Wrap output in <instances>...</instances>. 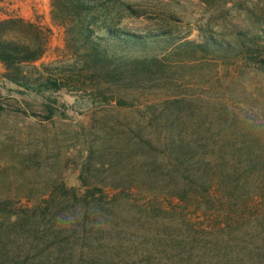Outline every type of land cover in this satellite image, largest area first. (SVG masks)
Returning a JSON list of instances; mask_svg holds the SVG:
<instances>
[{"label": "rangeland", "instance_id": "374dc122", "mask_svg": "<svg viewBox=\"0 0 264 264\" xmlns=\"http://www.w3.org/2000/svg\"><path fill=\"white\" fill-rule=\"evenodd\" d=\"M54 1L0 0V21L23 19L48 35L28 86L7 79L0 62V249L10 250L0 264L32 263L33 230L48 219H30L31 208L45 201L64 204V216L75 218L72 206L83 202L80 194L89 188L109 191L117 184L112 127L218 122L212 113L224 103L257 118L264 112V72L259 69L264 56L258 55L264 52V0H81L75 27L63 2L57 3L65 8L54 15ZM110 28L138 35L170 31L179 42L195 44L171 55L169 65H160L155 61L167 55L166 43L124 49L109 40ZM89 35L86 47L98 43L99 56L83 48ZM211 41L233 50L210 44L193 53L197 44ZM243 49L254 50L245 61L239 54ZM128 168V163L121 167ZM166 184L156 183L147 196L161 206H177ZM156 215L149 218L158 228L163 221L176 225L172 217ZM94 256L102 259L97 264H115L110 250ZM262 257L255 264H264ZM73 260L65 264H79L80 255L73 252Z\"/></svg>", "mask_w": 264, "mask_h": 264}, {"label": "trees", "instance_id": "16d2710c", "mask_svg": "<svg viewBox=\"0 0 264 264\" xmlns=\"http://www.w3.org/2000/svg\"><path fill=\"white\" fill-rule=\"evenodd\" d=\"M58 1L69 8L63 12L73 14L67 20L74 25L83 12L81 0L54 1V15L65 8ZM108 33L109 40L124 49L166 43L167 55L155 61L160 65H169L171 55L195 44L179 42L170 31L138 35L110 28ZM88 41H92L91 35L83 48L100 54L99 44L87 48ZM210 44L233 50L211 41L197 44L193 53ZM47 45L48 35L40 26L23 19L0 21V62L6 68L5 77L16 84H31L30 71L36 69ZM249 53L241 50V60H247ZM258 55L262 57L264 52ZM259 69L264 72V67ZM52 85L59 88L56 82ZM260 115L257 118L224 103L212 113L219 117L218 122L154 121L112 127L117 184L109 191L89 188L80 194L83 202L72 206L75 218L64 216V204L45 201L31 208L30 219H48L46 224L36 221L30 239L31 264L73 263V252L80 255L79 264H97L102 259L94 254L108 250L115 264L259 263L264 254V210L256 204L264 203V112ZM122 136L126 137L124 144ZM126 163L129 168L122 171ZM127 179L130 182L123 183ZM156 183H167L166 192L174 196L177 206H161L158 199L147 196ZM123 207L129 208L127 213ZM155 213L163 220L172 217L176 225L163 221L158 228L155 218H149ZM9 253L0 249V261Z\"/></svg>", "mask_w": 264, "mask_h": 264}]
</instances>
